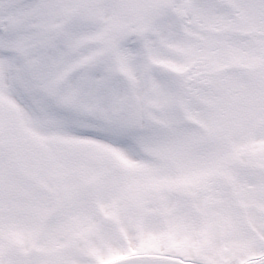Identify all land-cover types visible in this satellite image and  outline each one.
Masks as SVG:
<instances>
[{"label": "snow or ice", "instance_id": "snow-or-ice-1", "mask_svg": "<svg viewBox=\"0 0 264 264\" xmlns=\"http://www.w3.org/2000/svg\"><path fill=\"white\" fill-rule=\"evenodd\" d=\"M0 264H264V0H0Z\"/></svg>", "mask_w": 264, "mask_h": 264}]
</instances>
